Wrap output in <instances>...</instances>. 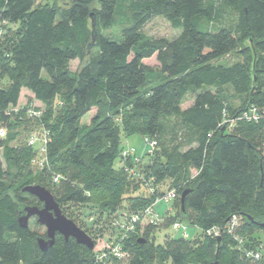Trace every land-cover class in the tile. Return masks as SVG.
Returning <instances> with one entry per match:
<instances>
[{"label":"trees","instance_id":"trees-1","mask_svg":"<svg viewBox=\"0 0 264 264\" xmlns=\"http://www.w3.org/2000/svg\"><path fill=\"white\" fill-rule=\"evenodd\" d=\"M157 17L179 34L148 38L143 29ZM0 21L7 23L0 36V126L6 130L0 147L2 141L20 143L5 146L7 168L0 161V264L112 261L96 260L93 250L59 234L42 252L29 227L18 226L15 205L39 204L21 190L31 184L35 156L27 139L43 130L49 169L37 184L48 178L51 189L59 186V202L90 207L92 223L102 220L111 232L108 240L120 241L113 222L121 213L140 212L175 189L171 217L159 226H137L122 241L129 264H264V254L259 261L245 255L257 251L264 235V122L236 119L232 128L219 127L226 115L237 118L250 106L264 107V0H70L61 10L35 0H0ZM113 27L120 28L118 39L103 35ZM231 55L242 60L225 64ZM154 56V66L144 63ZM76 60L80 66L72 73ZM226 88L242 100L239 109L225 101ZM22 90L31 97L20 107ZM187 97L191 103L183 108ZM33 101L42 107L40 117L27 115ZM132 136L149 137L157 148L138 164H123L121 152ZM149 184L159 190L149 194ZM185 189L194 191L182 213ZM232 216L240 226L229 235L224 227ZM175 220L200 234L166 235L154 245L156 234ZM213 227L223 228L220 237L205 234ZM141 230L145 240L137 238Z\"/></svg>","mask_w":264,"mask_h":264},{"label":"built area","instance_id":"built-area-1","mask_svg":"<svg viewBox=\"0 0 264 264\" xmlns=\"http://www.w3.org/2000/svg\"><path fill=\"white\" fill-rule=\"evenodd\" d=\"M7 23L4 21H0V36L3 33V26ZM38 104L33 101L28 105L27 115L29 117L37 118L41 116L42 110L38 109ZM40 108V107H39ZM17 109L14 110L16 112ZM226 118V117H225ZM243 120L252 124H259L260 122H264V107H256L250 106L245 111H243L239 117L233 118L231 120H223V122L219 125V127H233L237 120ZM6 136V130L3 126H0V139H4ZM49 142L48 132L42 131L40 133H36L31 135L27 139V145L35 150V156L31 161L32 166H37L43 169H49V161L47 156V143ZM142 143L144 147V151L142 154H139L136 148L125 146V148L121 152V159L124 162L128 159H131L132 162L138 164L141 162L142 158L145 156L153 155L154 151L157 148V143L155 140L149 137H143ZM129 174H134L133 169L127 168ZM53 183H58L59 176H52ZM147 191L149 194H153L154 192L159 190L157 185L149 184L147 185ZM161 189V187H160ZM176 191L175 189H169L165 191L161 196H158L154 199V201L145 207L143 210L137 213H121L119 219L113 222V226L117 228L118 231L121 232L120 241L116 239L103 241L102 246L100 248L93 247V252L96 260L109 261L107 264H112L113 260L119 262L122 261L126 257V251L123 250L122 241L127 238L128 234L133 233L137 226L140 228H144L146 226H159L163 223L166 217H171L173 211L169 208L171 202L175 199ZM160 206H164L163 212H159L158 208ZM240 226L238 218L236 216H232L227 225L224 227L225 232L229 235H234L237 228ZM170 229L175 234L179 235L181 238L189 239L188 230L189 227L179 221L175 220L171 223ZM223 232V228L213 227L209 230L205 231L207 236L212 237H220ZM238 241L237 247L240 248L242 240L237 236L234 238ZM247 258H251L252 260H260L262 258V254L259 251L247 250L245 252Z\"/></svg>","mask_w":264,"mask_h":264},{"label":"rangeland","instance_id":"rangeland-1","mask_svg":"<svg viewBox=\"0 0 264 264\" xmlns=\"http://www.w3.org/2000/svg\"><path fill=\"white\" fill-rule=\"evenodd\" d=\"M69 1L70 0H35V5L49 4V5H54L55 8H57V10H61L62 8H64L66 6V4L69 3ZM10 27H12V29L15 28L14 26H10ZM143 33L148 38H152L155 40H159V39L172 40L179 34V30L172 28L167 21H165L162 18L157 17V18L152 19L151 22H149L144 27ZM103 35L105 37H108V38L118 39L119 35H120V28L119 27H113L110 30L103 31ZM239 60H242V59L240 57H238L237 55H231V56L226 57L223 60V62L225 64H229V63L237 62ZM144 63L148 64L150 66H154L156 64L155 56L148 59V60H145ZM79 66H80V64L77 60L72 61L70 64L71 72L75 73L78 70ZM24 95L25 94L23 93L22 96H24ZM24 97L26 98L27 96L25 95ZM225 97H226L225 101L231 106V108L233 110H237L242 106V100L238 96L234 95L233 92L229 88L225 89ZM25 98L22 99L23 101L21 102L20 107L22 105H24V103H26ZM190 101H191V98L187 97V99H185V101L183 102V107L188 105L190 103ZM94 113H95V110L86 114L82 118L81 123L82 124L89 123L90 119L94 115ZM231 119H233V118H229L228 115H226V118H224L225 122H226V120H231ZM0 140H3V139H0ZM20 140L25 141L26 138H21ZM121 142L123 145L124 140H122ZM126 142H127L126 146H135V148H139V147L143 148L142 139L139 136L129 137L126 140ZM1 144H2V147H0V161L2 163L3 168H7L8 163H7V160L3 156L5 146H9V147L10 146H17L20 143H19V141H16V140H14V141H10V140L8 141L7 140V141H2ZM263 149H264V141H263ZM114 165L117 168L120 167V163H119L118 159L114 162ZM10 168L12 171L15 170V172H16V169L14 167H10ZM31 168H32L31 175L28 177V180L31 183L30 185H39V184H37L38 183L37 181L44 178L43 175L47 177L46 173L43 175L41 173V171H43L45 169L37 167V166H32V165H31ZM48 168H49V165H48ZM22 174L23 175L26 174V172L23 169H22ZM47 179L48 178H46V180L43 182V184L45 183L44 184L45 187L44 186H42V187H44L46 190H50L51 185L49 183H51V182L48 183L49 180H47ZM51 181H52V179H51ZM166 185L168 186L169 184H166ZM39 186H41V185H39ZM51 190H53V189H51ZM53 192L57 193L56 194L57 197L55 198V200L58 203L59 208L62 211V214L65 217H67L68 219H70L71 221L75 220L73 222L74 223L76 222L75 224L77 227H79V226L84 227L82 229H81V227H79V228L81 230H83L91 238L95 248L96 247L100 248V246H102V242L107 241L109 239V235L111 234L109 229H107L105 227L103 228L104 223L102 222V220H100L99 222H97L95 224L92 223L96 219V216L93 217V214L95 212L90 207H84L82 209H80V208L77 209L76 207H73L69 204L59 202V186L56 187L53 190ZM23 198H29L30 199L29 194L23 195ZM33 206L41 208L42 204L36 203ZM163 210H164V206H160L158 208V211L161 213L163 212ZM172 211L175 212L174 208H172ZM84 225L87 226V228ZM28 227H29V230H31L35 234V236L45 237V228L43 226H38L35 223V218L29 219ZM199 234H200V231L198 229L189 228V230H188V235H189L190 239H193L194 237H196ZM166 235H167L166 239L167 238L168 239L177 238V235L174 232H172L170 228L162 229L156 234V239H155L154 245L163 244L164 243V236H166ZM259 235H260L261 244L257 245L258 246L257 251H259L261 254H264V235H262V234H259ZM137 238H140L142 240L146 239L143 236L142 230L138 233ZM130 260H131V253L129 252V250H127L126 251V257L122 261H120L118 264H129ZM254 261H259V260H254ZM112 264H115V263H112ZM154 264H156V263H154ZM249 264H251V263H249ZM252 264H255V263L252 262Z\"/></svg>","mask_w":264,"mask_h":264},{"label":"water","instance_id":"water-1","mask_svg":"<svg viewBox=\"0 0 264 264\" xmlns=\"http://www.w3.org/2000/svg\"><path fill=\"white\" fill-rule=\"evenodd\" d=\"M90 18L93 34L92 40H94L95 22L92 15H90ZM193 191V189H185L180 194V209L182 213L184 212L185 200ZM21 192L35 197L42 204L41 208L22 204L15 205L16 220L20 228L27 229L29 219L35 218V223L46 229L45 237H36L37 246L42 252H45L54 244L57 234L61 235L64 240L72 238L77 244L93 250L94 244L91 238L77 227L73 221L62 214L58 203L48 190L39 185H30L24 187ZM260 227L264 228V222L260 224Z\"/></svg>","mask_w":264,"mask_h":264},{"label":"crops","instance_id":"crops-1","mask_svg":"<svg viewBox=\"0 0 264 264\" xmlns=\"http://www.w3.org/2000/svg\"><path fill=\"white\" fill-rule=\"evenodd\" d=\"M25 94L27 97L25 98L24 96H22V94ZM29 97H31V94L28 92V91H26V90H22L21 91V94H20V98H19V103H18V105H21V102L23 101L22 99H26V102H27V99L29 98ZM190 103H191V101H190ZM190 103L188 104V105H186V106H184L183 108H187L189 105H190ZM25 104V103H24ZM38 104V103H37ZM38 106L40 107V104H38ZM183 106V105H182ZM142 139V138H141ZM127 143V142H126ZM130 147H133V148H135V146H130ZM137 149V151H138V153L139 154H142V152L144 151L143 149H144V147L143 148H136ZM146 157V156H145ZM145 157H143V158H145ZM192 173V175H195L196 173L195 172H191Z\"/></svg>","mask_w":264,"mask_h":264},{"label":"flooded vegetation","instance_id":"flooded-vegetation-1","mask_svg":"<svg viewBox=\"0 0 264 264\" xmlns=\"http://www.w3.org/2000/svg\"><path fill=\"white\" fill-rule=\"evenodd\" d=\"M45 232H46V229H45ZM59 236H61V235H59ZM62 237V236H61ZM63 238V237H62ZM64 239V238H63ZM66 241V240H65Z\"/></svg>","mask_w":264,"mask_h":264}]
</instances>
